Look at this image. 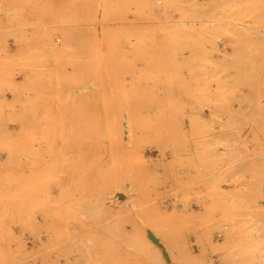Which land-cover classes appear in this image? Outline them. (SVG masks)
<instances>
[{"label": "rangeland", "instance_id": "1", "mask_svg": "<svg viewBox=\"0 0 264 264\" xmlns=\"http://www.w3.org/2000/svg\"><path fill=\"white\" fill-rule=\"evenodd\" d=\"M222 3L0 0V264H264V0Z\"/></svg>", "mask_w": 264, "mask_h": 264}, {"label": "bare ground", "instance_id": "2", "mask_svg": "<svg viewBox=\"0 0 264 264\" xmlns=\"http://www.w3.org/2000/svg\"><path fill=\"white\" fill-rule=\"evenodd\" d=\"M216 1V7H218L219 5L220 6H222L223 7V3H222V5H221V2H224V0H215ZM213 3H214V1H213ZM208 4H209V2H208ZM212 4V3H211ZM237 4V3H236ZM215 5V4H214ZM226 5V4H225ZM224 5V6H225ZM213 7H215V6H213ZM233 8V7H232ZM215 12V11H214ZM220 12V11H219ZM233 12V11H232ZM223 15V14H222ZM209 21V20H208ZM225 21V20H224ZM223 21V22H224ZM219 23V22H218ZM234 23V22H233Z\"/></svg>", "mask_w": 264, "mask_h": 264}]
</instances>
